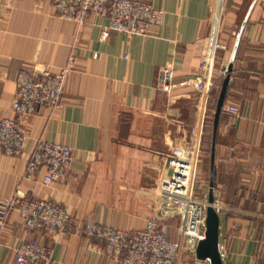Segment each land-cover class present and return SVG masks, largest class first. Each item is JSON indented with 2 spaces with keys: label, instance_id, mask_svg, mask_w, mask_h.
<instances>
[{
  "label": "crops",
  "instance_id": "1",
  "mask_svg": "<svg viewBox=\"0 0 264 264\" xmlns=\"http://www.w3.org/2000/svg\"><path fill=\"white\" fill-rule=\"evenodd\" d=\"M140 1L163 11L161 23L146 35L111 31L103 39L105 16L90 14L80 25L59 16L51 0H0V119L12 115L22 68L58 71L73 57L62 104L23 118V154L0 149V195L51 198L68 208L65 232L39 236L51 246L52 264H119L106 254L105 240L85 233L87 222L137 230L164 217L176 238L178 216L164 215L158 185L168 154L186 144L198 121L200 93L183 82L199 75L209 86L215 82L195 186L196 196L208 199L212 119L232 64L215 137L219 250L223 264H264V0ZM166 67L175 83L168 92L156 86ZM39 140L71 147L72 166L63 180L43 182L44 170L26 176ZM24 237L13 210L0 228V264H15L14 248ZM183 264L210 262L195 254Z\"/></svg>",
  "mask_w": 264,
  "mask_h": 264
},
{
  "label": "built area",
  "instance_id": "2",
  "mask_svg": "<svg viewBox=\"0 0 264 264\" xmlns=\"http://www.w3.org/2000/svg\"><path fill=\"white\" fill-rule=\"evenodd\" d=\"M54 11L62 18L84 24L90 14L105 16L108 24L102 29L106 39L111 31L130 35H146L161 23L163 11L151 2L140 0H51ZM73 66V57L60 70L49 66L41 69L22 68L16 75V93L12 115L0 119V149L6 155L19 156L25 150L26 130L23 118L40 107L62 104L66 82ZM193 86L201 97L198 121L185 145L175 146L167 156V173L158 185L164 215L178 216L177 237H170L169 219L154 217L143 228L126 230L112 225L87 222L84 231L106 241V254L119 264H183L186 255L196 254L199 240L206 231L208 199L196 196L197 170L202 155V138L209 93L215 82L207 85L202 76L183 82ZM159 89L170 91L175 86L171 68H163L156 80ZM229 112L237 113L230 106ZM71 147L63 142L39 140L27 161L26 176L34 177L44 170L43 182L50 184L66 178L72 166ZM264 172V167L262 168ZM17 210L24 237L14 248L15 264H52V249L40 235L51 237L65 232L71 221L68 208L51 198L15 194L0 195V228ZM37 233L38 235H34ZM208 261V260H207Z\"/></svg>",
  "mask_w": 264,
  "mask_h": 264
},
{
  "label": "water",
  "instance_id": "3",
  "mask_svg": "<svg viewBox=\"0 0 264 264\" xmlns=\"http://www.w3.org/2000/svg\"><path fill=\"white\" fill-rule=\"evenodd\" d=\"M237 48V46H236ZM236 48L233 54L235 57ZM232 69V64L229 65V72ZM226 75L216 99L215 112L212 119L213 124V136L210 152L211 169H210V188L208 194V206L206 208V231L203 239L199 240L196 247V256L201 260H208L210 264H223V259L219 250V214L214 206L213 184L216 178V170L214 165V153H215V137L217 126L219 123V117L222 111L223 103L225 100L228 85L230 84V75Z\"/></svg>",
  "mask_w": 264,
  "mask_h": 264
},
{
  "label": "trees",
  "instance_id": "4",
  "mask_svg": "<svg viewBox=\"0 0 264 264\" xmlns=\"http://www.w3.org/2000/svg\"><path fill=\"white\" fill-rule=\"evenodd\" d=\"M210 139H211V136L209 134L207 135H204V142H205V147L210 145Z\"/></svg>",
  "mask_w": 264,
  "mask_h": 264
},
{
  "label": "rangeland",
  "instance_id": "5",
  "mask_svg": "<svg viewBox=\"0 0 264 264\" xmlns=\"http://www.w3.org/2000/svg\"><path fill=\"white\" fill-rule=\"evenodd\" d=\"M208 155V154H207Z\"/></svg>",
  "mask_w": 264,
  "mask_h": 264
}]
</instances>
